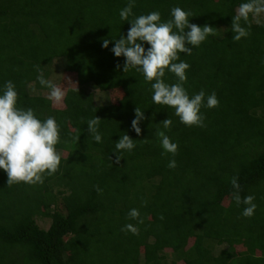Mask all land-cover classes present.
Returning a JSON list of instances; mask_svg holds the SVG:
<instances>
[{
	"label": "trees",
	"instance_id": "obj_1",
	"mask_svg": "<svg viewBox=\"0 0 264 264\" xmlns=\"http://www.w3.org/2000/svg\"><path fill=\"white\" fill-rule=\"evenodd\" d=\"M246 2L135 0L129 21L158 11L167 22L180 7L194 13L190 23L216 28L175 61L190 65V98L204 90L205 105L213 92L219 101L201 108L204 127H189L174 108L154 104L151 82L135 69L124 73L125 58L111 51L112 38L131 27L120 18L129 0H0V95L12 81L18 107L41 121L55 118L61 157L42 185L8 186L0 169V264H264V19L250 15V35L238 42L231 29ZM56 59L63 60L59 104L37 80L38 69L48 80ZM163 79L177 82L168 70ZM95 90L107 92V102L97 103ZM136 107L146 117L140 135L132 129ZM95 116L100 143L87 131ZM168 118L165 130L160 122ZM157 130L178 144L175 156L162 155ZM125 134L136 145L130 152L115 146ZM234 176L241 198L255 197L251 218L232 199ZM133 208L143 224L128 218ZM38 217L50 220L47 228ZM129 223L139 235L121 231Z\"/></svg>",
	"mask_w": 264,
	"mask_h": 264
},
{
	"label": "clouds",
	"instance_id": "obj_2",
	"mask_svg": "<svg viewBox=\"0 0 264 264\" xmlns=\"http://www.w3.org/2000/svg\"><path fill=\"white\" fill-rule=\"evenodd\" d=\"M135 7V0H129L128 5L120 11V18L129 21L133 15L132 9ZM261 13H264V0H248L241 3L236 10V15L232 18L231 29L235 35L233 42H238L241 38L250 35L251 23L250 15L257 24ZM172 19L167 22L161 20L158 11H152L147 15H140L130 20L131 27L127 36L121 35L115 41L111 51L116 57L123 56L125 63L123 72L135 69L144 75L146 82H151L153 90L152 100L154 104L169 106L175 109L176 116L180 122L186 126L204 127L205 117L201 113L202 107L215 108L219 106V101L215 92L207 96L206 105L205 92L201 90L198 94L189 97L184 84L187 82L186 70L190 65L179 60V53L191 55L193 48L206 41L208 36L216 35V28L205 24L198 26L190 23L189 17H194V13L184 11L180 7L171 9ZM248 25L247 28L241 25V21ZM107 38L103 39L102 47L109 45ZM150 45L145 48L144 43ZM191 47H190V46ZM120 65H117V69ZM166 70L175 74L177 82L168 84L163 79ZM37 80L42 86L50 89L48 99L55 104H59L65 98V91L61 87L53 84L44 78L43 72L38 69ZM69 81H71L69 79ZM3 95H0V169L7 173V185L24 182L28 185L43 184L45 176L54 175L60 166L61 157L57 154L56 145L60 142L59 125L54 117H48L41 121L38 119L32 108H20L17 106L18 93L12 81L6 82ZM78 91V90H77ZM146 119L144 111L135 108V119L132 120V129L141 134L139 124ZM100 118L95 116L87 121L89 135L95 142H102L101 134L98 131ZM165 130H170L172 120L170 118L161 121ZM155 135L159 138L164 152L162 155L171 154L175 156L178 152V144L173 143L165 131L157 130ZM145 141L147 139H144ZM118 151H132L135 148L134 139L125 134L115 143ZM121 157L116 155L115 163L119 164ZM168 167H177L175 159L168 163ZM234 191L232 199L237 206L241 203L247 205L242 212V216L251 218L256 209L253 203L255 197L240 196V184L238 176H234L230 181ZM99 193L102 190L97 187ZM206 215V214H205ZM128 218L143 224L144 220L140 216L138 209H131ZM163 219V217H160ZM121 231L131 232L139 235V229L133 224H126Z\"/></svg>",
	"mask_w": 264,
	"mask_h": 264
},
{
	"label": "rangeland",
	"instance_id": "obj_3",
	"mask_svg": "<svg viewBox=\"0 0 264 264\" xmlns=\"http://www.w3.org/2000/svg\"><path fill=\"white\" fill-rule=\"evenodd\" d=\"M260 18L264 19V13H261ZM62 61L63 60L61 59L54 60L53 65L51 67V74L48 78V80H50L53 84H56V85H59V82H60L61 68L63 65ZM34 92L36 91L34 90ZM94 93H95V101L97 103H104V102H107V99H109L107 92H100V91L95 90ZM42 94L48 97L50 94V90H46V91L44 90L42 91ZM49 222L50 220L48 218H39V217L37 218V223L43 228H47L49 225ZM224 246L225 245H220L218 247L220 248Z\"/></svg>",
	"mask_w": 264,
	"mask_h": 264
}]
</instances>
